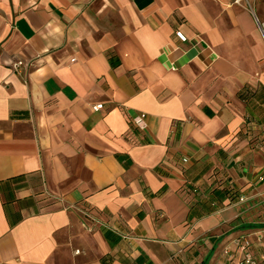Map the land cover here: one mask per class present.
I'll list each match as a JSON object with an SVG mask.
<instances>
[{"label":"crops","instance_id":"crops-1","mask_svg":"<svg viewBox=\"0 0 264 264\" xmlns=\"http://www.w3.org/2000/svg\"><path fill=\"white\" fill-rule=\"evenodd\" d=\"M244 239L264 264V0H0V264Z\"/></svg>","mask_w":264,"mask_h":264},{"label":"built area","instance_id":"built-area-1","mask_svg":"<svg viewBox=\"0 0 264 264\" xmlns=\"http://www.w3.org/2000/svg\"><path fill=\"white\" fill-rule=\"evenodd\" d=\"M244 1L249 5V0H236V2ZM178 34L181 39H185V37L178 31ZM23 65L22 61H18L14 64V69H19ZM103 108V103H96L92 105V109L95 111H98ZM145 113H140L139 115L135 116L132 120L134 124L141 129H144L147 127V124L145 122ZM240 200H243V197H240ZM250 245V241L248 239H244L241 243H239V248L242 253V256L240 258H232L233 264H259V262L251 255V253L248 251ZM79 249L76 250V253H79ZM224 254L228 255V257L232 256V253L230 252L229 248L224 249Z\"/></svg>","mask_w":264,"mask_h":264}]
</instances>
